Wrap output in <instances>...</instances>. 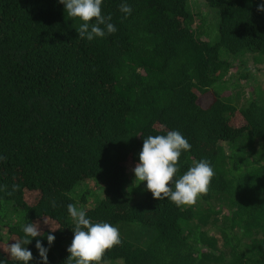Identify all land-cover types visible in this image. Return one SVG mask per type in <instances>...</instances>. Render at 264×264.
Wrapping results in <instances>:
<instances>
[{
    "label": "trees",
    "instance_id": "16d2710c",
    "mask_svg": "<svg viewBox=\"0 0 264 264\" xmlns=\"http://www.w3.org/2000/svg\"><path fill=\"white\" fill-rule=\"evenodd\" d=\"M128 2L103 0L118 30L90 42L57 0H0V254L17 264L8 245L38 223L66 264L71 203L120 231L101 264H264L260 0ZM170 130L191 144L178 175L214 168L193 205L134 183L144 139Z\"/></svg>",
    "mask_w": 264,
    "mask_h": 264
},
{
    "label": "clouds",
    "instance_id": "9594fccd",
    "mask_svg": "<svg viewBox=\"0 0 264 264\" xmlns=\"http://www.w3.org/2000/svg\"><path fill=\"white\" fill-rule=\"evenodd\" d=\"M64 6L70 18L80 21L78 36L87 41L103 39L115 34L117 27L112 16L102 12L103 0H57ZM119 11L125 18L132 14L128 0H121ZM257 11L264 13V0H260ZM191 144L178 130L167 131L166 134L149 135L143 141L139 153V162L132 169L134 183L146 182V190L154 199L169 200L177 207L193 205L206 194L214 177V168L207 159H201L190 166L182 175L180 157L187 153ZM52 202V207H55ZM67 212L74 227L73 240L67 248L70 254L66 264H101L107 250L121 244L120 231L108 222H92L86 211L74 204L67 205ZM24 233L20 242L8 245V254L17 264H29L33 254L27 247L34 238L35 248L40 264H49L48 254L55 241V235H46L47 247L44 246L42 230L38 223H27L22 226ZM26 245V246H25ZM0 264H9V257L0 254Z\"/></svg>",
    "mask_w": 264,
    "mask_h": 264
}]
</instances>
